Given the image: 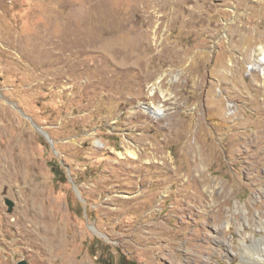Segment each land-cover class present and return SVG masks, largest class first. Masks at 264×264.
<instances>
[{"label":"rangeland","instance_id":"obj_1","mask_svg":"<svg viewBox=\"0 0 264 264\" xmlns=\"http://www.w3.org/2000/svg\"><path fill=\"white\" fill-rule=\"evenodd\" d=\"M259 46L264 0H0V264H241Z\"/></svg>","mask_w":264,"mask_h":264},{"label":"bare ground","instance_id":"obj_2","mask_svg":"<svg viewBox=\"0 0 264 264\" xmlns=\"http://www.w3.org/2000/svg\"><path fill=\"white\" fill-rule=\"evenodd\" d=\"M257 49L258 58L256 59V65L264 64V46H259ZM160 80L161 77L158 79L157 83H159ZM144 107L154 116L163 114L161 105H148ZM129 154L133 157H137L135 152H129ZM239 247L241 252V264H264V234L257 239L253 238L250 243H248L246 239H243Z\"/></svg>","mask_w":264,"mask_h":264},{"label":"water","instance_id":"obj_3","mask_svg":"<svg viewBox=\"0 0 264 264\" xmlns=\"http://www.w3.org/2000/svg\"><path fill=\"white\" fill-rule=\"evenodd\" d=\"M42 132H43V131H42ZM73 185H74V183H73ZM76 192L79 194V191H78V190H77ZM5 203L8 205L9 210H11L12 207H13V201H12L11 199H9V198H5ZM89 228H90V229H93L97 234H100L101 236H104L101 232H98V231L95 229L94 226H90V225H89ZM15 264H30V263H29L26 259H20V260H18Z\"/></svg>","mask_w":264,"mask_h":264},{"label":"trees","instance_id":"obj_4","mask_svg":"<svg viewBox=\"0 0 264 264\" xmlns=\"http://www.w3.org/2000/svg\"><path fill=\"white\" fill-rule=\"evenodd\" d=\"M120 264H125V262L123 261L122 258H121V260H120Z\"/></svg>","mask_w":264,"mask_h":264}]
</instances>
